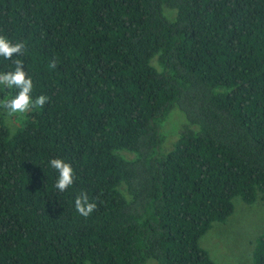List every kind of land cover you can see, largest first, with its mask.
I'll return each instance as SVG.
<instances>
[{
	"label": "trees",
	"instance_id": "trees-1",
	"mask_svg": "<svg viewBox=\"0 0 264 264\" xmlns=\"http://www.w3.org/2000/svg\"><path fill=\"white\" fill-rule=\"evenodd\" d=\"M0 35L49 98L15 132L0 114V264H215L202 237L236 197L264 203V0H0ZM175 108L188 124L161 154Z\"/></svg>",
	"mask_w": 264,
	"mask_h": 264
},
{
	"label": "rangeland",
	"instance_id": "rangeland-1",
	"mask_svg": "<svg viewBox=\"0 0 264 264\" xmlns=\"http://www.w3.org/2000/svg\"><path fill=\"white\" fill-rule=\"evenodd\" d=\"M163 14L170 21H174L177 11L165 6ZM153 65H157L156 61H153ZM0 114L5 124L15 132L23 119L31 117L33 110L23 115L8 116L6 110L0 108ZM187 124L184 113L179 108H175L161 125V133L165 136L160 149L161 154H168L173 150L180 132ZM234 206L232 216L224 223H215L200 241L215 264H253L254 244L264 230V203L260 197L253 204H247L242 198L236 197ZM147 264H158V262L150 260Z\"/></svg>",
	"mask_w": 264,
	"mask_h": 264
},
{
	"label": "clouds",
	"instance_id": "clouds-1",
	"mask_svg": "<svg viewBox=\"0 0 264 264\" xmlns=\"http://www.w3.org/2000/svg\"><path fill=\"white\" fill-rule=\"evenodd\" d=\"M25 45L23 43L10 42L6 37L0 35V57L5 60H13L14 56L23 54ZM14 70L0 73V86L8 89H15L16 95L9 99L0 101V108L6 110L8 116L17 114L23 115L34 108H42L48 101V97L41 95L33 100V81L24 69V64L20 59L13 60ZM55 68V62L50 65ZM49 165L58 174L55 188L63 193L74 183V170L72 166L63 159L54 158L49 161ZM76 211L87 218L96 209V204L89 201L86 193L81 192L75 199Z\"/></svg>",
	"mask_w": 264,
	"mask_h": 264
}]
</instances>
